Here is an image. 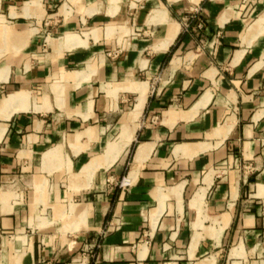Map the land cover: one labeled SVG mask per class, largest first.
Returning <instances> with one entry per match:
<instances>
[{
    "label": "crops",
    "instance_id": "1",
    "mask_svg": "<svg viewBox=\"0 0 264 264\" xmlns=\"http://www.w3.org/2000/svg\"><path fill=\"white\" fill-rule=\"evenodd\" d=\"M0 264H264V0H0Z\"/></svg>",
    "mask_w": 264,
    "mask_h": 264
},
{
    "label": "built area",
    "instance_id": "2",
    "mask_svg": "<svg viewBox=\"0 0 264 264\" xmlns=\"http://www.w3.org/2000/svg\"><path fill=\"white\" fill-rule=\"evenodd\" d=\"M195 19H196L195 14H191L187 18H182L181 24L183 29L188 30L191 24L193 23V21H195ZM196 26L198 29H201L203 27L202 22L200 21L197 22ZM108 184H114L122 192L126 191L131 186V182L128 180L127 175L122 176L121 178H119V180L116 181L108 180Z\"/></svg>",
    "mask_w": 264,
    "mask_h": 264
}]
</instances>
